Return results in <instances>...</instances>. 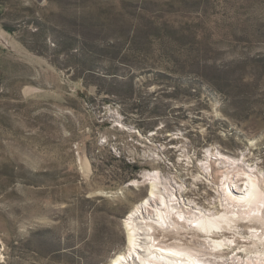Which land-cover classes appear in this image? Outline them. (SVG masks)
Wrapping results in <instances>:
<instances>
[{
  "label": "rangeland",
  "instance_id": "374dc122",
  "mask_svg": "<svg viewBox=\"0 0 264 264\" xmlns=\"http://www.w3.org/2000/svg\"><path fill=\"white\" fill-rule=\"evenodd\" d=\"M227 156L264 175V0H0V264L129 255L145 174L208 206Z\"/></svg>",
  "mask_w": 264,
  "mask_h": 264
},
{
  "label": "bare ground",
  "instance_id": "6f19581e",
  "mask_svg": "<svg viewBox=\"0 0 264 264\" xmlns=\"http://www.w3.org/2000/svg\"><path fill=\"white\" fill-rule=\"evenodd\" d=\"M227 158L226 169L216 167L212 158L204 166L210 182L219 181L225 188L221 192L217 186L215 200L208 206L185 199L179 191L180 203L176 189L167 182L163 188L159 185L158 170L145 174L150 192L124 221L129 255L119 252L108 264H134L130 254L133 261L135 255L142 259H135L137 264H264V175L258 176L255 170L239 166L237 159ZM228 181L235 184L229 193ZM159 232L163 236L173 234L180 241L192 233L194 239L192 245L189 241L168 244L167 239H158ZM230 252L235 255L228 256Z\"/></svg>",
  "mask_w": 264,
  "mask_h": 264
},
{
  "label": "trees",
  "instance_id": "16d2710c",
  "mask_svg": "<svg viewBox=\"0 0 264 264\" xmlns=\"http://www.w3.org/2000/svg\"><path fill=\"white\" fill-rule=\"evenodd\" d=\"M126 166H127V167H130V165H129V164H127Z\"/></svg>",
  "mask_w": 264,
  "mask_h": 264
},
{
  "label": "water",
  "instance_id": "95a60500",
  "mask_svg": "<svg viewBox=\"0 0 264 264\" xmlns=\"http://www.w3.org/2000/svg\"><path fill=\"white\" fill-rule=\"evenodd\" d=\"M132 185V184H131Z\"/></svg>",
  "mask_w": 264,
  "mask_h": 264
}]
</instances>
